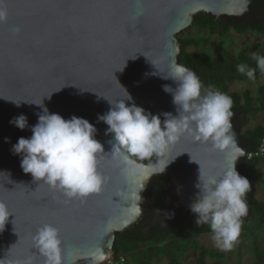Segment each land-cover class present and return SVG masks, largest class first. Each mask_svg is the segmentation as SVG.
Wrapping results in <instances>:
<instances>
[{"label": "water", "instance_id": "water-1", "mask_svg": "<svg viewBox=\"0 0 264 264\" xmlns=\"http://www.w3.org/2000/svg\"><path fill=\"white\" fill-rule=\"evenodd\" d=\"M251 1L0 0L7 12L0 22V201L11 213L0 230V264H45L33 237L46 223L59 229L62 264L94 263L101 255L106 259L113 255L116 233L141 217L152 176L165 174L178 203L191 210L200 167L205 178L233 163L239 173L247 149L231 120L234 143L226 150L185 134L156 163L131 157L135 164L125 170L111 155L108 141L114 134H106L108 126L98 115L123 100L160 115L162 122L163 113L178 116L172 94L163 90L166 84L176 87L164 78L173 63L181 64L176 34L198 12L237 17ZM45 107L65 119H86L96 128L94 138L104 148L98 171L106 178L99 193L69 199L21 168L22 157L13 154L12 146L20 137H31L36 113ZM20 114L28 117L24 130L9 123ZM161 160H172L164 171Z\"/></svg>", "mask_w": 264, "mask_h": 264}, {"label": "clouds", "instance_id": "clouds-1", "mask_svg": "<svg viewBox=\"0 0 264 264\" xmlns=\"http://www.w3.org/2000/svg\"><path fill=\"white\" fill-rule=\"evenodd\" d=\"M6 19V10L0 8V22ZM253 59L264 73V57L253 53ZM237 69L254 78L255 69L245 64L238 65ZM164 78H171L176 84L175 88L163 85V90L172 94L178 116L163 113L162 122L160 115L146 112L135 104L128 106L123 100L110 102L109 111L98 115V121L108 126L106 134H114L113 140L108 141L112 145L111 155L113 159L119 158L125 170L135 164L131 157L141 161L162 157L168 146L185 134L196 141L211 142L216 150H226L234 143L230 133L233 100L229 95L212 90L202 94L197 75L178 63L171 65L170 75ZM126 98L132 99L128 93ZM36 115L38 120L31 126V137H20L12 146L13 154L22 157L23 171L30 173L34 180L62 191L69 199L83 200L91 193H99L106 179L98 171V154L104 153V148L94 138L97 131L94 125L75 115L65 119L50 113L46 107ZM9 123L21 130L29 127L25 114L13 117ZM171 161H160L163 171ZM196 187L199 192L191 206L197 216L196 224H207L216 247L230 250L240 237L242 218L248 213L245 196L251 187L249 180L236 171L234 163L222 174L207 178L200 167ZM10 215L7 205L0 201V230ZM33 243L46 257L45 264H62V241L57 227L43 224L37 229ZM103 259V255L94 257V264Z\"/></svg>", "mask_w": 264, "mask_h": 264}, {"label": "trees", "instance_id": "trees-1", "mask_svg": "<svg viewBox=\"0 0 264 264\" xmlns=\"http://www.w3.org/2000/svg\"><path fill=\"white\" fill-rule=\"evenodd\" d=\"M207 29L209 34L194 38L184 36V31L176 34L179 41L178 61L191 69L199 78L202 89L217 90L226 93L233 100L230 120L234 123L239 133L242 145L251 151L255 149L261 138L264 137V123L255 125L249 123V108L252 105V97L249 90L243 92L246 103L241 101V96L230 88L236 81L259 79L264 73L257 67L253 53L264 57V53L252 52L249 49L235 54L228 50L211 55L203 50L214 35L222 36L231 28L240 29L238 33H246L249 30H264V0H252L248 11L240 16H229L223 19L217 18L210 13L198 12L193 16L191 27ZM245 64L249 69H255L254 78L240 73L237 66ZM138 159L137 157H134ZM161 157L153 156L145 163H156ZM139 160V159H138ZM141 161V160H140ZM259 159L242 158L239 162L238 171L241 176L250 182V190L245 199L248 205V213L242 218L243 222L251 216L258 217V222L264 225V201L257 197L258 184L264 181V173L257 170ZM141 217L124 232L116 233L113 244V256L124 254L130 250H141L143 246L150 249L156 247L163 252L168 259V264H184L179 258L180 251L187 252V256L193 254L195 264H207V259H212L213 264H222L225 255L217 249H210L198 240L200 234L210 232L207 224H196L197 216L191 210L183 208L177 201L175 188L165 174L152 176L148 187L144 192ZM144 224H141V223ZM243 226V225H242ZM244 228L242 227L241 230ZM254 259L252 264H264V252L259 245H255ZM126 253L124 254L126 256ZM181 255V253L179 254ZM126 257V263H127ZM79 264H94L90 260L80 261Z\"/></svg>", "mask_w": 264, "mask_h": 264}, {"label": "rangeland", "instance_id": "rangeland-1", "mask_svg": "<svg viewBox=\"0 0 264 264\" xmlns=\"http://www.w3.org/2000/svg\"><path fill=\"white\" fill-rule=\"evenodd\" d=\"M240 29L231 28L226 34L219 36L214 35L210 38L208 45L203 50L211 55L228 50L235 54L242 50L249 49L252 52L264 53V30H249L246 33H238ZM209 34L207 29L199 27H187L184 31V36H193L201 38ZM231 91H236L241 96V101L245 102L243 96L245 90H249L252 97V105L249 104V123L255 125L258 122L264 123V75L259 79H250L247 81H236L230 88ZM207 90L202 91L204 94ZM217 91V90H212ZM246 103V102H245ZM257 170L264 173V158L257 165ZM257 197L264 201V181L261 180L258 184ZM241 234L239 239L234 243L230 250L222 251L216 247L213 241V233L200 234L198 240L210 249L222 251L225 259L222 264H252L254 259V246L259 245L264 252V225L259 224L258 217L251 216L248 220L242 223ZM126 252H124L125 254ZM181 253V255H179ZM179 258L184 264H195L194 255L187 256V252L180 251ZM128 264H168V259L157 247L150 249L143 246L141 250H130L126 253ZM207 264H213L212 259H207Z\"/></svg>", "mask_w": 264, "mask_h": 264}, {"label": "built area", "instance_id": "built-area-1", "mask_svg": "<svg viewBox=\"0 0 264 264\" xmlns=\"http://www.w3.org/2000/svg\"><path fill=\"white\" fill-rule=\"evenodd\" d=\"M247 159H262L264 158V137L261 138L258 146L251 150L247 151ZM126 263V256L124 254H118L116 257L111 255L110 257L106 258L103 262L99 264H125Z\"/></svg>", "mask_w": 264, "mask_h": 264}, {"label": "flooded vegetation", "instance_id": "flooded-vegetation-1", "mask_svg": "<svg viewBox=\"0 0 264 264\" xmlns=\"http://www.w3.org/2000/svg\"><path fill=\"white\" fill-rule=\"evenodd\" d=\"M143 209H145L144 206H143ZM142 213H143V212H142ZM141 224H144V223L142 222Z\"/></svg>", "mask_w": 264, "mask_h": 264}, {"label": "crops", "instance_id": "crops-1", "mask_svg": "<svg viewBox=\"0 0 264 264\" xmlns=\"http://www.w3.org/2000/svg\"><path fill=\"white\" fill-rule=\"evenodd\" d=\"M260 160H262V159H259V162H260Z\"/></svg>", "mask_w": 264, "mask_h": 264}]
</instances>
